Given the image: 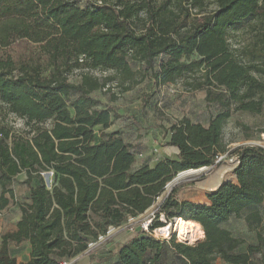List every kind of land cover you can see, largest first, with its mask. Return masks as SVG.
Listing matches in <instances>:
<instances>
[{"label":"trees","instance_id":"1","mask_svg":"<svg viewBox=\"0 0 264 264\" xmlns=\"http://www.w3.org/2000/svg\"><path fill=\"white\" fill-rule=\"evenodd\" d=\"M240 31L249 34L243 43L235 38ZM18 39L39 45L47 65L15 60L7 48ZM83 65L113 70L124 91L147 78L152 87L182 81L189 90L204 89L207 104L218 110L208 126L184 117L166 129L178 158L139 166L135 145L109 130L121 115L92 94L111 78L85 73L79 83L69 80ZM0 101L29 128L11 144L0 128V211L15 199V176L25 171L30 188V201L19 203L16 230L3 235L0 264H61L60 258L88 250L109 226L144 214L179 172L218 166L234 111H264V0H0ZM48 170L57 179L53 189L41 176ZM235 174L237 182L224 181L216 190L200 186L211 190L206 203L168 195L151 224L162 225L161 214L168 221L183 217L196 223L200 237L205 232L203 239L187 244L139 230L88 264H170L172 258L177 264L217 258L255 264L262 243L240 251L243 239L224 224L248 209L249 224L261 221L255 207L264 202V149L242 147ZM258 238L264 244L263 235ZM25 240L31 257L19 262L9 243Z\"/></svg>","mask_w":264,"mask_h":264},{"label":"rangeland","instance_id":"2","mask_svg":"<svg viewBox=\"0 0 264 264\" xmlns=\"http://www.w3.org/2000/svg\"><path fill=\"white\" fill-rule=\"evenodd\" d=\"M215 6L216 4L212 3L210 8L213 9ZM235 38L237 41L243 43L247 41L249 34L240 31ZM7 50L18 62L34 59V61L38 60L43 63L44 66L47 65L46 56L40 46L32 44L27 40L18 39ZM139 66V63L136 64L134 70L138 69ZM85 73H90L102 79L111 78V80H108L105 88L98 89L92 94L102 102V105L114 107L121 115L112 127H122L128 135L132 136L133 142L139 147V166L145 164L143 160L146 162L150 161L148 165H151L150 163L153 164L158 160L178 158V152L174 153L166 149L168 146H174L168 143L169 137H167L166 133L164 134L166 129H169L174 123L179 122L184 117L190 118L192 121L208 124L211 115L215 114L218 110L217 105L207 104L205 99L206 91L204 89L189 90L182 81L152 87V81L147 78L143 82L135 85L132 89L124 91L121 86L117 85V79L114 78L115 72L113 70L102 67L91 68L87 65L73 68L68 73V77L70 81L79 83L82 75ZM0 128L8 131L9 138L7 141L10 144L15 137H27L29 129L25 124V120L9 112L1 101ZM96 136H100L98 128L96 129ZM2 137L3 135L0 133V139ZM223 139L225 151L219 158V165L215 168H203L205 172L199 180L180 182L173 187L168 195L172 194V197L181 201L209 202L207 192L211 190L203 189L200 186L213 189L214 187L206 185V180L213 176L222 166H224L222 179L225 172L230 169L226 173L223 182L227 180L237 182L235 169L239 164L240 149L245 146H259L264 149V111L259 114L234 111L224 126ZM41 176L49 189H53L57 184L53 170L42 171ZM26 177L25 171L15 176L11 185L15 193V199H12L9 206L0 211V246L2 245L3 235L17 228V221L21 215L19 203L30 201V191L24 183ZM163 194L158 197L151 210L145 212L138 218L131 217L129 222L121 227L109 226L108 233L110 235L107 236V233L106 235L99 236L98 241H90L89 246L92 245L91 250L82 255L76 262L88 264L91 256L100 258L108 255L111 251H116L121 244L133 238L139 230L146 231L145 227H147L149 231L151 222L149 225L146 223L155 217L154 214H157L158 203L160 204L163 201ZM255 208L261 212L262 218L259 223L252 222L249 224L246 221V215L251 211L248 209L244 210L239 216H234L231 221L224 224L225 227L231 230L234 236L243 239L244 243L238 249L240 251L246 250L249 244L258 243H262L264 251V244L258 238V233L264 237V202ZM90 214L92 219L96 221L100 220L98 213L91 212ZM160 220L163 221V225L167 224L164 221L169 222L162 216ZM111 227H114L113 232H111ZM155 237L161 238L162 235L158 233ZM201 239H203V236L199 238V240ZM9 247L11 254L19 262L30 259L32 248L28 240L21 243L10 241ZM71 258H60L61 263ZM254 263L264 264V252L263 254H256ZM93 264H98V262L94 261ZM170 264L177 263L172 258ZM213 264L229 263L221 258H217Z\"/></svg>","mask_w":264,"mask_h":264},{"label":"bare ground","instance_id":"3","mask_svg":"<svg viewBox=\"0 0 264 264\" xmlns=\"http://www.w3.org/2000/svg\"><path fill=\"white\" fill-rule=\"evenodd\" d=\"M223 170H224V166H222L213 176H211L208 180H206V185L209 187H216L222 179ZM204 172L205 171L203 169H191V170H185V171L179 172L178 176H177V182L175 184H174V182L169 183L168 185H170V186L168 189H166L165 193L166 194L169 193V190L171 188H173L174 185H177L180 182L199 180L201 175ZM202 187H204V186H202ZM204 188H206V187H204ZM206 189H211V188H206ZM213 189H215V188H213ZM173 227H174V224H173V226H170V225L161 226V229L157 230V233H159L160 235H167L168 233L173 231ZM113 231H114V227H111V232H113ZM174 231L178 232L179 235L181 236V238L186 239V240H190V241H194L195 239L200 237L199 230H198L196 223L192 222V221H188L183 217H179L176 219Z\"/></svg>","mask_w":264,"mask_h":264},{"label":"built area","instance_id":"4","mask_svg":"<svg viewBox=\"0 0 264 264\" xmlns=\"http://www.w3.org/2000/svg\"><path fill=\"white\" fill-rule=\"evenodd\" d=\"M163 202V201H162ZM161 202V203H162ZM160 203V204H161ZM160 204L158 203V209H159V206H160ZM155 205V204H154ZM152 208V207H151ZM151 208H149L146 212H148L149 210H151ZM158 209H157V211H158ZM157 211H156V213H157ZM154 216L156 217V215L154 214ZM165 217L164 216V214H161L160 215V217ZM154 217V218H155ZM179 217V216H178ZM154 218H151L150 220H148V223H146L147 225H149L150 224V222H151V224H152V222H153V220H154ZM176 219H177V217H175V218H173L172 220H170L169 222H166V221H164L165 223H167L166 224V226L167 225H170V226H173V224H174V227H175V224H176ZM167 220V219H166ZM163 222V221H162ZM164 224V223H163ZM162 224V225H163ZM162 225H160V226H158V227H156V228H154V229H151V226H150V230L148 231V228L147 227H145L146 229V233L147 234H149V235H151V236H153V237H155L156 235H158V233H157V230H159V229H161V226ZM164 226V225H163ZM174 227H173V231H171L168 235H162V239H170V238H172L173 236L174 237H176V240L177 241H180V242H184V243H187V244H194V242L196 243V242H198L199 241V238L200 237H198L197 239H195L194 241H190V240H186V239H183V238H181V236L179 235V233L178 232H176V231H174ZM169 235H172V236H170L169 237ZM202 237V236H201ZM205 237V232H204V235H203V238ZM156 238H158V237H156Z\"/></svg>","mask_w":264,"mask_h":264},{"label":"crops","instance_id":"5","mask_svg":"<svg viewBox=\"0 0 264 264\" xmlns=\"http://www.w3.org/2000/svg\"><path fill=\"white\" fill-rule=\"evenodd\" d=\"M115 122H116V120L114 121V123L111 125V127L109 128V130H119V131H121L122 132V135H123V137H124V139H125V141L126 142H128V143H133L134 145H135V147L137 148V149H139V147L137 146V144L136 143H134L133 142V139H132V136L131 135H128L127 133H126V130L124 129V128H117V127H115V128H113L112 126H114V124H115ZM193 122H197V121H193ZM204 126H208V124H203ZM164 134H165V132H164ZM168 137V136H167ZM97 139L99 138L100 139V137H96ZM98 139V140H99ZM168 151H170V152H174V153H177L178 152V148L177 147H175V146H168L167 148H166ZM140 155V154H139ZM159 161V160H158ZM158 161H155L153 164L152 163H150L151 165L150 166H154ZM143 162L145 163V164H148V162H150V161H148V162H146V161H144L143 160ZM138 163V162H137ZM137 167H138V165H136ZM29 188V187H28ZM29 191H30V188H29Z\"/></svg>","mask_w":264,"mask_h":264},{"label":"water","instance_id":"6","mask_svg":"<svg viewBox=\"0 0 264 264\" xmlns=\"http://www.w3.org/2000/svg\"><path fill=\"white\" fill-rule=\"evenodd\" d=\"M177 147V146H176ZM178 148V153H179V151H180V149H179V147H177ZM203 167H214V166H203ZM203 167H200V168H203ZM197 169H199V168H197ZM190 170V169H189ZM178 176V175H177ZM177 176H175L169 183H172V182H174V184L177 182ZM168 183V184H169ZM223 183V182H222ZM221 183V184H222ZM167 184V186H166V189H168L169 188V186L170 185H168ZM221 184L217 187V188H219L220 186H221ZM175 186V185H174ZM173 186V187H174ZM217 188H215V189H212V190H216ZM173 188H171L170 190H169V192L172 190ZM166 193L164 192V194L162 195V197H163V200L168 196V193L165 195ZM121 227V226H120ZM108 235H110L109 233L107 234V236ZM92 246V245H91ZM91 246H89V249L88 250H86L85 252H83V253H81V254H79V255H77L76 257H74V258H72L71 260H69V261H65V262H63V263H61V264H73L74 262H76L82 255H84L85 253H87V252H89L90 250H91Z\"/></svg>","mask_w":264,"mask_h":264}]
</instances>
